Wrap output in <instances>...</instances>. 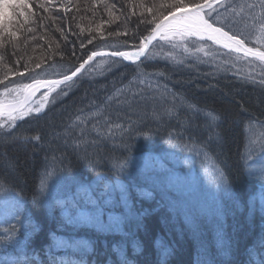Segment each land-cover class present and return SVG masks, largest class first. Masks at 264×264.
<instances>
[{
	"label": "snow or ice",
	"instance_id": "6c2138e0",
	"mask_svg": "<svg viewBox=\"0 0 264 264\" xmlns=\"http://www.w3.org/2000/svg\"><path fill=\"white\" fill-rule=\"evenodd\" d=\"M97 3H103V10L108 14L109 19L104 20L103 24H111L119 19L124 21L123 25L108 31L107 35L109 37L127 36L131 31L128 41L105 44V47H112L110 52L101 51L99 45H93V48L83 52L77 58L78 62L67 71H56L55 61L51 56L44 57L34 65L31 64L32 57L26 58L25 55L29 45L36 42L35 47H43L38 43L37 27L47 22L55 24L57 20H62L70 26L71 21L76 19L74 14L71 17L53 15L57 7L63 9L65 14L71 8H75L76 12L92 11L95 14ZM117 3L94 0L93 3H85L81 7L79 0L75 4L72 0H60L59 4L55 0H38V2L14 0L11 3L0 0V7L4 10L3 18L0 19V62L7 58L13 65L22 64L24 72L31 74L26 77L31 81L29 83L10 81L9 84H5L10 72L14 71L16 75L24 76L19 68H8L5 64L7 71L0 75V85L4 86L5 94H15L16 97H20L23 93H27L23 101L17 100L15 103L8 104L10 109L8 122L0 125V136L3 137L4 143L12 140H20L25 144L35 141L39 147H43L44 138L39 131L29 136L25 134L23 125L16 124L17 119H23L26 113L31 115L33 112V109L26 106L25 102L42 87L47 88L48 92L60 88L57 95L67 96L69 91L79 83V79L74 80V77H78L90 61L98 56H108L121 58L120 62L113 60L108 65L109 71H112L114 66L119 67L122 61L134 64L135 71L127 84L116 88L113 94L104 97L100 103L93 101L87 112L83 108L77 110L78 123L74 126L71 124L64 126L66 144L73 139L78 140L80 143L72 146L74 149L82 148L86 152L87 146L94 143L87 138L95 133L96 139L119 138L125 147H129L127 141L133 137L143 135L145 140L149 139L147 132H143L141 128L146 119L161 121L167 117L169 120L179 121L180 111L185 109L203 116L206 122L205 130L209 134L205 140L198 141L191 125L183 127V130L178 132L173 129L177 145L188 153L182 161L178 159L177 162L191 166L197 156L207 158V148L210 145L215 144L217 148L223 147L225 138L222 131V114H216L214 109L201 108L191 103L170 88L167 83H161L159 78L165 76L163 71L148 73L142 69L146 68L147 62H150L151 57L155 55L149 50V45L153 41H157V44L153 45L154 48H168V55L163 56L166 61L183 64L185 59L191 57L200 63H206L207 61L198 57L197 53L204 52L206 56L214 59V54L219 51L214 46H220L229 50L225 55L231 52L243 53L244 57L252 56L261 62V67H264V51H261L260 47L246 46V41L251 43L249 38L255 36L259 45L264 47V0H253L251 3L248 0H127V2L117 0ZM6 9H10L11 12L9 13ZM114 11H119L121 15L115 16ZM133 16L136 20L133 28L129 30L127 25ZM103 24L99 27H103ZM121 28L123 31L120 30ZM70 30V27L59 26L53 29L65 40H67L65 33ZM97 30L91 29L93 33ZM47 31L45 28L39 39L44 40L47 47H51ZM103 35L101 33V36ZM96 39L97 36L93 34L87 38L86 44L81 41L79 46L85 48L86 45H92ZM130 41V46L134 50H122L129 47ZM160 41H165L167 44L161 45ZM56 47H60L59 43ZM176 49H180L187 56L178 58L173 54ZM69 52L70 57H76L74 42ZM123 67L126 68L128 65ZM38 69L41 71L37 72ZM124 75H121V80L124 79ZM49 76L60 78L49 79ZM259 83L264 85V74L261 75ZM61 85L63 87H60ZM117 97L120 98L117 99ZM43 98L47 101L48 94L44 93ZM161 105L165 107L163 111H158ZM2 106L3 102L0 101V107ZM40 111V107L35 108L36 113ZM261 124L264 125V122ZM13 129L16 131L13 132ZM77 131L79 136L76 135ZM49 135L51 139H58L61 133L52 129ZM172 135L173 133H169L170 137ZM185 136L188 137L187 142H184ZM261 148L264 149V145H261ZM173 157H177L175 152L158 155L149 148L141 156L129 155L115 163L113 166L116 169V177L113 180L98 174L91 184H84L76 176L60 178L50 184L53 173L47 170L48 157L46 156L44 171L38 181V198L49 207L59 205L63 208L62 226H70L73 231L84 226L97 234L120 232L124 236H129L134 235L135 232H123L122 226L134 220L136 228L139 229L142 227L143 216L148 212L147 209L137 212L132 200V188H135L138 194L148 192V189L137 188L135 180L139 178L151 190L160 194V206H166L174 216L177 213L182 215L194 230L200 217L208 216L210 219L215 217L217 221L214 225L215 243L218 255L225 264H228L234 253L239 251V242L234 245L225 238V211L216 192L223 190L230 193L232 189L223 167L214 163V174L205 183L190 175L179 174L175 166L168 167L164 161L166 158ZM147 160H152L154 165L149 167L146 164ZM10 167L14 166L10 165ZM248 175L251 179V174L248 173ZM121 176L131 182V188L121 179ZM73 185L76 186L75 195L69 194L65 198V192L69 191ZM261 203L264 205V200ZM249 205L250 208H254L253 198L249 199ZM30 223L31 217L25 208L23 186L17 183L8 172L0 171V225H3L0 228V253H6L0 258V264H31L32 260L41 264L38 252L28 243L27 228ZM18 225L25 228L23 238ZM32 227L35 229L36 226L32 225ZM94 243L90 238L75 235L59 236L55 237L53 245L46 247L44 251L49 258V264H86L83 256L93 251ZM157 245L159 250L161 241L158 240ZM260 247L264 248V239L261 240ZM133 248L134 252L141 250L137 242L133 243ZM54 252L63 254L54 256ZM113 252L117 255L119 264H132V261L127 259L126 250L122 244H114ZM245 252L249 256L248 264H264V260L260 259L262 254L255 251V246H249ZM170 254L171 249L163 247L160 251V264H166ZM199 259L198 255L197 264ZM204 264H214V261L205 258Z\"/></svg>",
	"mask_w": 264,
	"mask_h": 264
},
{
	"label": "trees",
	"instance_id": "16d2710c",
	"mask_svg": "<svg viewBox=\"0 0 264 264\" xmlns=\"http://www.w3.org/2000/svg\"><path fill=\"white\" fill-rule=\"evenodd\" d=\"M57 24L63 25V28L67 27V25H64L63 22H59ZM104 25L103 28L105 27ZM47 30L48 38L53 42V45L57 44L58 41L59 44H61L60 38L62 39L63 37H60L59 33H53L54 31L50 30L49 27L47 28ZM40 33L41 34L37 35H42L44 33V30L40 29ZM70 33H76V35H70L68 34V31L67 33H65L67 35V40L64 39V42L66 43L67 48H72L73 42L75 45H79L81 41L86 44V40L87 38H89V36L82 31H72ZM247 43L250 44L248 41ZM42 45H44V43ZM92 45H86L83 52L87 51V49H90ZM97 45H99L101 48V45L104 44H100L99 42ZM254 45L260 47L257 44ZM30 46L34 47L31 44ZM46 47L44 48V51L38 53V57H41L43 59L44 57L51 56L53 58V54H55V57H58V52L56 53V51H51L52 48L54 49L55 47L51 46V49H47ZM67 55H70V52H68ZM79 55L81 56V54ZM63 56L65 57L66 55ZM70 58L71 59L69 60L70 62H72V64L74 63L73 65L78 62V57ZM115 61L120 62L121 60L115 58ZM153 64V62H147V69H144L147 71L152 69V71L149 72L153 73L159 72L160 67H162L161 71L165 73L166 81L163 80L164 82H162L160 77L159 79L161 83H167L170 88L182 95L185 99L190 100L191 103L196 104L201 108L214 109L216 111V114H222V131L223 135H225V143L230 142L235 147V142L238 141V138H241V136L239 137V134H241L240 128L243 126V124L241 127H238V124H234V122H237L240 119L235 118L234 121L231 119L233 115L235 116L234 113L240 110V107L236 104L237 102H235V97L233 96L234 93L227 87H230L231 84H234L232 78H230L229 75L237 78L236 75H234L236 74V69H232L231 66H219L211 61L200 63L197 60L196 63L189 64L187 66L189 68L188 71L191 72V76H188L191 78L188 79L186 77L179 76L180 69H175L174 67L169 65L165 67L160 63H157L156 66L152 68ZM123 65L127 64L121 62L120 67L126 70V74L129 77L126 78L128 81L129 79H131L130 76H132L135 71V66H128L125 68L123 67ZM209 66L210 68H208ZM149 67L150 69H148ZM227 69H232L234 71L230 73V70ZM210 70H213L215 72L212 77L207 78L211 82L210 87L212 88V90L210 91L209 89L208 92H210L207 95L201 93L199 94L195 88V84H191L189 83V81L192 83H200L194 80V77L204 80L205 77H203V74ZM223 71H225V73H223ZM29 74L30 73H26L27 76ZM108 75L110 76V78H112L111 74L108 73ZM100 79L101 81L103 80L101 86L98 85L97 82H89L85 94L83 93L81 95V98L78 102L72 101L71 103H67L69 99H73L68 98L70 95H67L64 97L66 98L65 104H61L62 108L59 109L58 104L57 107L55 106L56 98L58 95L57 93H52L53 95L51 94L49 96V102L43 114L39 116H31L26 118V120L17 122V126H24L26 135H35L37 131L42 134L44 138L43 147H39L37 142L32 141L39 149H41L40 154H43L42 156L38 157L36 155L37 152L33 150L31 142L25 144L20 140H12L10 142L4 143L3 137L0 136V165H3L5 167L3 168L2 166H0V171L8 172L17 183L23 186L24 190L26 191L24 192V194L28 195L29 197L28 200L24 196L25 200L30 201L32 197L35 198L36 203L34 204L33 201L32 208H30L33 210V212H29L31 215H35L41 218L43 220V225L45 224L48 229L49 235L47 236L46 234L43 235L42 233H39V235L35 233L34 235L33 232V234L29 236L28 240L30 246L36 249V251H38L39 249L43 251L45 247L40 243L42 241L39 239V237L43 239L46 236V240H51V236L53 234L66 237L75 235L76 237L85 238L88 235H95L94 238L98 237L97 235H102L104 238H108V240L106 239L108 241V245L107 243H104L109 247H113L114 244H122L125 247L127 259L133 260L135 262H133L132 264H160V251H162L161 248H163V246L171 249V254L166 259L167 264H197L198 255L200 257L199 264H204L205 258H210L212 261H214V264H225L224 260L218 255V249L215 243L216 236L214 225L217 222L216 218L213 217L210 219L208 216L200 217L197 221V227L194 230L192 226L184 220L182 215L169 216L170 214L168 212V208L166 206H160V194L154 190H151L149 186L142 183L139 178H136L135 180L137 188L148 189V192L138 194L136 189L132 188V200L136 205L137 212L143 211L144 209H147L148 212L143 216L142 227H140L139 229L136 228V222H130L127 224L125 223L122 226L123 232L131 233L134 231V235L124 236L120 232L97 234L96 232H94V230L84 226H81L79 229L73 231L66 228L65 226H62V213L60 211L59 205H54L50 208H52L53 211L56 210V212H59L60 216H58L57 214L55 215L54 213H50L49 215H54V217L52 216L50 219H46L45 216L47 208H45V206L48 205L42 204V200L38 198L37 188L33 187L36 179L39 177V172L41 171L40 166H45L46 156L48 157L47 170L52 172L53 169L54 173H58V175L60 176L57 178V180L69 176H76L83 183L88 181L93 182L97 177L94 176V173H96V171L98 170H102L100 175L105 176L108 180H113L116 177V169L113 166L115 163L120 162L123 158L129 155L133 157L141 156L149 148L154 151L163 153L175 152L177 154V157H173L171 159L166 158L167 160L164 161V163H167L166 165L168 167L174 166L173 164L176 165L175 161L178 159L182 161V158L186 157L188 153L182 147L177 145L173 129L178 132L182 131L183 127H188L189 125H191L195 131V135L198 141L205 140L209 134L208 131L205 130L206 122L202 115H196L191 111L181 109L180 120H171V122L173 121L172 125L167 124L166 127H163L161 129L159 128V130L156 131V135H151L152 138L149 137L148 140L143 139L146 144L141 141L142 139H135V141L133 140V138L131 140H128L127 144L129 145L130 152H128L127 155H125V149L127 147L124 146L119 138L107 139L105 137L103 139H96V134L92 133L91 136H89L87 139L94 141V143L87 146L86 152L83 151L82 148L74 149L72 145L80 143L78 140L73 139L66 144L64 142V139H61L60 141L51 139L49 134L52 129H55L57 132L61 133V136L64 137V126L69 124L74 126L76 123H78V121H76L77 108H83L87 112L91 107L93 101L98 104L104 99V97L113 94L115 91L114 89L124 86L120 82L113 80L111 87L109 86V84L105 83L106 80L103 77H100ZM12 81L20 82L21 80H17L15 76ZM82 81L83 80H80L77 85L81 86ZM184 81L189 84L184 83ZM23 83L26 82L23 81ZM219 84H221V86H219L220 88L216 87ZM106 85H108L109 88H106ZM105 88L109 90L104 91ZM78 90L79 89H77L76 91ZM119 98L120 97H117V99ZM65 107V110H67L66 113L64 112L60 115L61 110ZM164 107L165 106L161 105L157 110L163 111ZM251 113L253 116H256L255 113L252 112V110ZM37 117L39 118L37 119ZM224 118H230V120H225ZM167 120L168 118L165 117L162 119V122L166 125ZM147 122H153V120L151 118H148L145 120L144 124H147ZM261 122H264V116L261 118V121H259L257 118L251 119L248 122H245L244 125V130H246V133L256 135L254 136L256 141L259 139L260 134L257 133L256 130H264V125H262ZM256 126L258 128L254 129V127ZM15 131L16 129H13V132ZM169 133H173V135L170 137ZM76 135L79 136L78 131ZM154 136H156L158 140L162 139V141L156 143V140L153 139ZM186 140L187 136L184 137V142L188 141ZM225 143L223 147L220 148H217L215 144L210 145L207 148V158H209L210 161H214V157L217 158L218 161H215L218 162V166L225 168V172H227L228 174L227 178L232 189V192L227 194L223 190L216 192L218 198L225 201L224 203L222 201L225 211V238L227 240H230L234 245L236 244V242H239V251L234 253L232 259L228 262V264H248L249 256L245 252V249H248L249 246H255V251L262 254L260 259L264 260V248L260 247V242L262 239H264V211H262V207H264V205H256V202H258L259 200H253L254 208H250L249 205V199L252 198V194L255 193L254 185L252 183L254 182L252 174L263 171L259 170V167L257 170H254L252 169L251 165L250 167L247 165V162L250 161L247 159V157H255L257 156V154L263 152L264 149H262L260 144H258L257 148L240 150L242 151L241 153H243V156L241 155L237 158L232 159L227 155L228 150L225 146ZM160 145H164V148H159ZM79 154L84 155V160H76V156ZM88 158H91V160H89ZM219 160L223 161L224 163L220 164ZM229 160L231 161V163H229ZM203 162L204 159H200V167L202 166ZM30 163L31 169H28ZM33 163L35 166H33ZM10 165L14 167H10ZM84 165L91 166L92 171L85 172L86 170H84ZM176 168L178 171L180 167L177 166ZM12 172H14L16 175L13 176ZM248 173L251 174V179H249ZM121 179H123L126 184H129V187L131 188V182L126 177L121 176ZM237 179L240 181V183L235 185L234 182ZM240 185L242 186V188L246 187V192L248 191L247 187H249V185L253 186V188H250V191L246 196L242 192L240 193L238 191ZM258 185L260 187H264L263 181L262 184L258 183ZM65 194L68 193L65 192ZM259 194H262V199L260 200H264V192L260 191ZM27 205L29 206V202H27ZM41 213H43V217ZM230 215L238 217L240 219H231L230 217H228ZM30 224L35 225V223ZM19 226L21 225H18V227ZM20 233L22 234L21 238H23L24 232ZM158 240L161 241L159 250L157 245ZM134 242H137L139 244L141 249L140 251L134 252ZM101 247L102 246L99 245L100 250L93 247L92 252L84 254L83 259L86 261V264H96L93 258L89 256L98 255L99 253L100 257L104 255L105 250H103V248ZM38 254L41 255V253ZM42 254H45V252ZM4 255H6V253H3V256ZM44 258L45 257L40 258L41 264H47L44 263ZM114 259L118 260L116 254ZM31 263L37 264V261L32 260ZM105 263L106 262H104V264Z\"/></svg>",
	"mask_w": 264,
	"mask_h": 264
},
{
	"label": "rangeland",
	"instance_id": "374dc122",
	"mask_svg": "<svg viewBox=\"0 0 264 264\" xmlns=\"http://www.w3.org/2000/svg\"><path fill=\"white\" fill-rule=\"evenodd\" d=\"M7 2L11 3V2H14V0H7ZM35 2H38V0H35ZM55 2L57 4H59L60 0H55ZM93 2H94V0H79V3L81 4V7H83L85 3H93ZM107 2L108 3H117V0H107ZM125 2H127V0H125ZM248 2L251 3V2H253V0H248ZM72 3L73 4L77 3V0H72ZM117 8H119V3H117ZM6 11H8L9 13L11 12L10 9H6ZM73 14L75 15L76 19L71 21V25L70 26L67 25V27H70V29H71L70 32H72V31H76V32L82 31L83 33L87 34L89 37L91 35H93V34L96 35L97 39L93 41V45H97L99 42H100V44H104V45L107 44V43L116 44V43H121L123 41H128L129 40V36L131 35V31H129V35H127V36L126 35H121L119 37H109L107 35L108 31H111L112 29L117 28L118 25H123L124 21H123V19H119V20H114L111 24H105L104 25L103 21L107 20L109 18H108L107 12L103 10V3H97V6L95 8V14H93L92 11L76 12L75 8H71L69 10V12L67 14H65L63 9H61L59 7H57V9L53 12V15H58L60 17H64L65 15H67L68 17H71ZM3 15H4V10H3L2 7H0V19L3 18ZM114 15L119 17L121 14H120L119 11H114ZM135 20H136V17H134V16L131 17V22L128 23V25H127V28L129 30H131L133 28ZM59 22L61 23L63 21L62 20H57L55 24H52L51 22H47V23L42 24L41 26L37 27V34H41L40 33V29L44 30V28L47 29L48 27H49L50 30H53L54 29L53 27H55V26H59V27L63 28V25H58L57 24ZM101 24H103L105 27L104 28L103 27L102 28L99 27V25H101ZM64 25H66V24L64 23ZM90 29H98V30L93 33ZM120 30L123 31V28H121ZM88 31H89V33H88ZM70 32L68 31V34H70V35L72 34L73 35V33H70ZM53 33H57V32L54 31ZM101 33H103L104 35L101 36ZM37 36H38V43L40 45H42L44 43V45H42L43 47H35V43L36 42H33V44H31V45H33L34 47H31L29 45V47L27 49V52L25 54L26 58L28 56L32 57V60H31V64L32 65H34V63H36V62H38L39 60L42 59L41 57H38L39 56L38 53L44 51V48L46 47L45 41L39 39L40 35H37ZM60 37H62V36L60 35ZM249 39L251 40V43L248 44L247 41H246V46H248V47H257L254 44L259 45V43L255 39V36H252ZM49 41L51 43V46H53L55 48L54 49L52 47H46V48L47 49H51L52 48V50H51L52 52L53 51H56V53L58 52V57H55L54 55H52L53 56L52 60L55 61V70L56 71H67L74 64V63L72 64V62H70V60H69V59H71L70 55H67V53L69 52V50L71 48H67L66 47V43L64 42L63 38L62 39L60 38L61 44H59L60 45L59 48L56 47V44L53 45V42L51 40H49ZM58 43H59V41H58ZM159 43L161 45H166L167 44V42H165V41H160ZM156 44H157V41H155V43L152 44V46L149 47V50L151 52L155 53V55L152 56L151 60H150V62L154 63L152 68L155 67L157 63H160V64H162L165 67H167L169 65V66L174 67L175 69H180L179 76L186 77L188 79L191 78V77H188L191 74V72L188 71L189 68L187 66L189 64L196 63L197 60H195V59H193L191 57H188L187 59H185V62L183 64L176 63L175 61H166L163 58V56L168 55V48L167 47L154 48L153 45H156ZM79 45L78 44L75 45V51H76V55H77L76 57H79L80 56L79 54H82L83 50L85 49V48H80ZM93 45H92L91 48H93ZM104 45H101V48H99V50H106L107 52H110L109 49L112 50V47H110V46L109 47H105ZM130 45H131V41L129 42V47L123 48L122 50H129V48H132ZM189 47H191V45H189ZM214 47L219 49V51L214 54V56H215L214 59L212 57H210V56H206L204 52L197 53L198 57H200L201 59H203L204 61H207V62L211 61V62H213V63H215L216 65H219V66H224V67H230L231 66L232 69H236V71L239 72V73H243V71H245L247 76H248L249 73H252V77L253 78L254 77H261V75L264 74V69L260 68L261 67V62L256 60L254 57H252V56L244 57L243 53H235V52H231L229 55H225V53H228L229 50L223 49L220 46H214ZM33 48H35V50H33ZM260 50L264 51V47L260 48ZM87 51H88V49H87ZM206 51H207V48H206ZM161 53H163V55H161ZM173 54L176 55L178 58H182L183 56H187V54L182 53L180 49H176ZM63 55H66V56L64 57ZM107 59H112V60H107ZM117 59L121 60L120 58H117ZM66 60H68L69 62L66 61ZM113 60H115V58L109 57V58H101V59L95 58L92 61H90V64H88L89 66L86 67L80 73L78 78H76V79L83 80L82 81V85L81 86L76 85L74 88H72L69 91L68 95H70V96L68 98H73V99H69V101L67 103H71L72 101L78 102L80 100V98H81V95L83 93L85 94V92H86V90L88 88L87 86H88L90 81L97 82V84L101 86L102 83H103V80L101 81L100 77L101 78L103 77L106 80L105 83L109 84V86H111V87H112L113 80L118 81V82H120L123 85L127 84L128 81H127L126 78H129V77L126 74V70L124 68L122 69L120 66L119 67L114 66L112 71L108 70V65L110 63H112ZM73 61H75V60H73ZM122 63L127 64L128 66H132V67L135 66L134 64H132L129 61L128 62L127 61H122ZM5 64L8 65V68H19L20 72L24 73V76L21 77L19 75H16L14 71L10 72L9 76H8V80H6L5 83L9 82V81H12V79L15 78L14 77L15 75H16L17 80H21L22 82L24 81L26 83L31 82L30 80L26 79V77H28L31 74H29L27 76L26 73H28V72H24V69H23L22 65H13V64L10 63V61L7 58L3 62H0V74L3 75V73L5 71H7V69L4 67ZM210 65H212V64H210ZM208 68H210V66ZM145 69H147V68H145ZM145 69H142V71H146L148 73H150L149 71H152V69H150V67L148 68V69H150L148 71L145 70ZM232 69H227V70H232ZM39 71H41V70L38 69L37 72H39ZM210 71H213V70H210ZM108 73L112 75V78H110ZM213 73H215V72L213 71ZM223 73H225V71H223ZM122 74H125V77H124L123 80H121V75ZM81 77H82V79H81ZM130 77H132V76H130ZM10 78H11V80H10ZM48 78L49 79H58L60 77L49 76ZM194 80H196L197 82H200V83H196V82L192 83L190 81H189V83L195 84V88H196V90L198 91L199 94L201 93V94L207 95L212 90V88L210 87L211 82L206 77L204 78V80L201 79V78L197 79V77H194ZM184 83L189 84L186 81H184ZM109 86L106 85V88H109ZM60 87H63V85H61ZM106 88H105L104 91L109 90V89H106ZM77 89H79V90L76 91ZM209 89H210V91L208 92ZM54 91L48 92V89L45 88L43 91L38 93V95L36 97L32 98L30 100V102L27 104L28 107H31L33 109L32 114L29 115V114L26 113L24 115L23 119H17L16 120V124L19 121L26 120V118H28V117L39 116V115L43 114L45 112V109H46L47 104L49 102V96L52 93L53 94L54 93H58L60 91V88H57ZM25 93H23V95H21L20 97H16L15 94L8 95V94L4 93V86L0 85V101L3 102V105H6L8 103H15L17 100H21L24 97ZM44 93L48 94V100L47 101H45L44 98H43V94ZM64 97L65 96L58 95L57 98H56L55 106L57 107V104H58L59 105V109L62 108L61 104H65V102H66V98H64ZM36 107H40L41 108L40 113H36L35 112V108ZM148 107L150 108V105ZM65 109H66V107L61 110L60 115H61V113H64V112L66 113L67 110H65ZM78 109H81V108H77V110ZM8 119H9V114L0 115V125L6 124L8 122ZM167 124L172 125L173 121L171 122V120L168 119L166 121V125H165L162 122V120H161V122L153 120V122H147V124L142 125L141 128H142L143 132H147L148 137H151V135H156V131L159 130V128L161 129L163 127H166ZM256 128H258V127L257 126L254 127V129H256ZM256 132L257 133H260V132L264 133V130H256ZM250 135L256 136V135H253V134H250ZM133 138L134 139H144L143 135H139L138 137H133ZM61 139H64V137L61 136V138H58L56 140L60 141ZM153 139L156 140V143H158L159 141H162V139L158 140V138H156V136H154ZM225 146H226L228 151H229V148H231L232 146L234 147V145H232L230 142H226ZM159 148L163 149L164 145H160ZM253 148H257V146H253L251 149H253ZM249 149L250 148H248V150ZM228 151H227V154H228ZM154 152L156 154H158V155L160 154L157 151H154ZM237 154H238V156H241L243 153H237ZM199 157H201V156H199ZM184 158H182V160ZM88 159L91 160V158H88ZM247 159L250 160L249 162H247L248 166L251 165L252 169H254V170L259 167V170L263 171V172H258V173H253L252 174V178L254 179V182H252L253 185H254V189H255L254 192H255V194L257 195V198H258L260 191L264 192V187H260L258 185V183L262 184V181L264 183V151L261 152L260 154H257V156H255V157H249V158L247 157ZM175 163H176V165L178 167H180L178 171H179V174H181V175H188L186 173H190L189 175H192L193 172L204 171V169H203L204 167L213 170L212 165H211V163H213V160L212 161H208V160L204 159V162L202 164L203 167H200V165H199V163H200V159L199 158H195L194 163L191 166H189L187 164H184V163L183 164L179 163V162H177V160L175 161ZM146 164L149 167H151V166L154 165V162L152 160H147ZM173 165L175 167H177L175 164H173ZM0 166L5 168L3 165H0ZM29 166H30V168H29ZM29 166H28V169H31V163L29 164ZM33 166H35L34 163H33ZM84 170H86L85 172L92 171V167L84 165ZM205 170H207V169H205ZM51 173H53L52 178H51V183H55L57 181V178L60 175H58V173L57 174L54 173L53 169H52ZM12 175L15 176L16 174L14 172H12ZM210 179L211 178H204V180L202 182L207 183V181L210 180ZM91 183L92 182L88 181V182H85L84 184H91ZM238 183H240V181L237 179L234 182V184L237 185ZM250 188H253V186L249 185V187H247V189H248L247 192L245 191L246 187L242 188L241 185H240L239 189L238 188L237 189H238V191L240 193L242 192L243 194H245L247 196V193L250 191ZM212 190L215 191V189H212ZM75 191H76V186L73 185L71 187V189L69 191H67L68 194H65L66 195L65 198H67V195H69L70 193H72L71 195H75ZM24 192H26V191L24 190ZM34 195H36V194H34ZM24 196L29 200L28 195L24 194ZM28 200H25V208L27 210L28 215L31 217V223L32 224L35 223V226H36L35 229H34L32 227V225L29 224V226L27 228L29 236H31L33 234V232H34V235H35V233L38 234V235H39V233H42L43 235L46 234V236L49 235L46 225L45 224L43 225V220L41 218L35 216V215H31L30 214L31 211L33 212V210L30 209V208H32L33 201H34V204L36 203L35 198L32 197L30 199V201H28ZM220 201L221 202L223 201V203L225 202L224 200H220ZM27 202H29V206L27 205ZM42 204L45 205V203L43 201H42ZM45 208H47V206H45ZM59 208H60L61 213H63L64 209L61 208L60 206H59ZM49 210L50 209H48V211ZM2 227H3V225H0V228H2ZM65 227L68 228V226H65ZM19 229H20V232H25V228L22 225L19 226ZM97 236L98 237H96V238H94L95 235H88L87 237L92 239L95 242L94 245H93L94 248L99 249V245H101L102 246L101 248H103V250H105V253H104V255L102 257H100V253L98 255H93V256H89V257H92L96 264H104V262H106L105 264H119V260L114 259L115 253L113 252V247L112 246L111 247L107 246L108 245V241L106 240V238H104L102 235H97ZM55 237H59V236L58 235H55V236L52 235L51 236V240L50 239L46 240L47 241V245L45 246V248L50 246V245H53V243H54L53 240L55 239ZM39 239L41 240V237H39ZM104 242L107 243V245H105ZM103 244H104V246H103ZM161 250H163V248H161ZM37 252L41 253V255H39L40 258L45 257L44 258L45 259L44 263L49 264L48 256H45L46 254H42L45 251L44 250L42 251L41 249H39ZM62 254L63 253H58V252L56 253V255H62ZM2 257H3V253L0 254V258H2ZM130 261H132V263L134 262L133 260H130Z\"/></svg>",
	"mask_w": 264,
	"mask_h": 264
},
{
	"label": "bare ground",
	"instance_id": "6f19581e",
	"mask_svg": "<svg viewBox=\"0 0 264 264\" xmlns=\"http://www.w3.org/2000/svg\"><path fill=\"white\" fill-rule=\"evenodd\" d=\"M129 50H134V49L133 48H130ZM101 51L107 52L106 50H101ZM109 51H112V50L109 49ZM101 58H109V57L108 56H104V57H101ZM101 58H99V59H101ZM107 60H111V59H107ZM260 68L264 69V67H260ZM161 69H162V67H160V71H161ZM233 71L234 70H230L229 72L232 73ZM213 74H214L213 71H208V72H206V73L203 74V77L210 78V77L213 76ZM234 75H236L237 78H234L233 76H230L229 75V77L232 78L234 84H231L230 87H227V88L230 89L234 93L233 96L235 97L234 98L235 99V102H237L236 104L240 107V110L238 112H235L234 113L235 116L233 115L231 117V119L233 121L235 120V118L236 119H240L237 122H234V124H238V127H241L242 124H243V126L240 128V133L241 134H239V137L241 136L242 139L241 138H238V141L235 142V145L236 146L235 147L232 146L231 148H229V151H228V154L227 155L229 157H231L232 159L239 157L237 153H241L242 151H240V150H242V149L252 148L253 146H257L258 144L264 145V139H263L264 138V133L263 132H260L259 139L256 141L254 136L246 133V130H244L245 122H248L249 120L256 119V118L259 121H261V118L264 116V85H261L259 83L261 77H254L253 78L252 77V73H249L248 76H247V74L245 73V71H243V73H239V72L236 71V74H234ZM76 78H78V77H76ZM76 78H74V80ZM163 80L166 81L165 76L164 77H161V81L162 82H164ZM6 84H9V82H7ZM219 86H221V84L217 85L216 87L220 88ZM251 110H252L253 113H255L256 116H253L252 115ZM227 120H230V118L227 119ZM223 136H225V135H223ZM129 140H131V139H129ZM133 140H135V139H133ZM187 140H188V137H187ZM141 141L144 142L143 139ZM31 144H32L33 150L35 152H37L36 155L38 157L42 156L43 154H40L41 153V149H39L36 146V144H34L33 142H31ZM129 149H130L129 147H127L125 149L126 150L125 155H127V153L130 152ZM159 153L161 154L163 152H159ZM76 158H77L76 160H78V159L80 161L81 160H84V155L79 154V155L76 156ZM196 158H199V159H202V160L203 159H206V160L210 161L209 158H205L203 156H201V157L197 156ZM213 159L217 160V158H215V157ZM166 160L167 159H165V161ZM215 160L212 163V168H213V164L214 163H216V164L218 163L217 162L218 160L217 161H215ZM229 163H231L230 160H229ZM165 164H167V163H165ZM201 167H203V166H201ZM40 168H41V171L39 172L40 173L39 174V177L35 181V184L33 186L34 188L35 187L37 188L38 181L41 178L42 172L44 171V166L43 165H41ZM203 169H204V171H196V172H193V174L190 175V176L193 177V178H196V179H198L200 181H203L204 178H211L213 176V174H214L213 173V170H211L209 168H205V167ZM205 169H207V170H205ZM223 169H224V172H225V168H223ZM101 172H102V170L96 171V173H94V176L96 177L98 174H101ZM186 174L189 175L190 173H186ZM225 174L228 177L227 172H225ZM50 184H51V181H50ZM261 197H262V194H259V197L258 198H257V195L255 193L252 194V198H253L254 201H258L259 200L258 202H256V205L262 204L261 203L262 200H260V199H262ZM48 209H50V210L48 211ZM46 211H47L46 212V216H45L46 219H50L52 216L54 217V215H51L50 216L49 215L50 213H54L55 215L57 214L58 216H60V213L59 212H56V210L53 211L52 208H50L49 206H47V210ZM168 212L170 214L169 216H173V213H171L170 211H168ZM41 215L43 217V213H41ZM176 215H180V214L177 213ZM228 217H230L231 219H236V220H239L240 219L238 217H234V216H231V215L228 216ZM130 222H136V221L132 220V221H129L127 223H130ZM68 229L73 230L70 226H68ZM106 239L108 240V238H106ZM41 241L42 242H40V243L42 245H44V247H45L47 245L46 236L43 239H41ZM56 253L54 252L53 255L55 256Z\"/></svg>",
	"mask_w": 264,
	"mask_h": 264
},
{
	"label": "water",
	"instance_id": "95a60500",
	"mask_svg": "<svg viewBox=\"0 0 264 264\" xmlns=\"http://www.w3.org/2000/svg\"><path fill=\"white\" fill-rule=\"evenodd\" d=\"M155 43V41H153V43L152 44H154ZM152 44H150L149 45V47L150 46H152ZM99 58H101L100 56H98ZM98 57H95V58H98ZM104 57V56H103ZM94 58V59H95ZM117 58H119V57H117ZM121 59V58H120ZM141 59H143V57L141 58ZM128 62V61H127ZM89 64H90V62H89ZM89 65H86L85 66V68L86 67H88ZM78 76H79V74H78ZM74 78H76V77H74ZM45 88L44 87H42V88H40L34 95H32V96H30L29 97V99L25 102L26 103V106H27V104L30 102V100L32 99V98H34V97H36L37 95H38V93H40L41 91H43ZM27 95V93H25V95L24 96H26ZM24 100V97L20 100V101H23ZM9 104V103H8ZM8 104H6V105H3L2 107H0V115H6V114H9V111H10V109H9V107H8ZM15 114V113H14Z\"/></svg>",
	"mask_w": 264,
	"mask_h": 264
}]
</instances>
